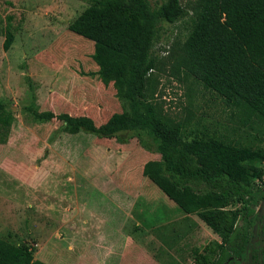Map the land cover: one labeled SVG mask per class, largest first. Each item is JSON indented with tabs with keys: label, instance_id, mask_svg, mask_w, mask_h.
Segmentation results:
<instances>
[{
	"label": "rangeland",
	"instance_id": "obj_1",
	"mask_svg": "<svg viewBox=\"0 0 264 264\" xmlns=\"http://www.w3.org/2000/svg\"><path fill=\"white\" fill-rule=\"evenodd\" d=\"M92 1L0 0V239L31 244L34 259L47 264H95L100 254L106 264H117V253H125L123 264H212L220 238L143 176L147 162L160 160L148 136L71 135L64 123H39L28 112L86 116L96 126L129 112L113 85L99 80L93 43L68 30ZM195 1L180 0L189 14ZM7 16L15 37L4 51ZM160 26L148 94L161 115L187 139L209 133L264 150L256 123L241 124L187 73L182 47L191 17ZM62 237L86 250L85 263L52 251V241Z\"/></svg>",
	"mask_w": 264,
	"mask_h": 264
},
{
	"label": "trees",
	"instance_id": "obj_2",
	"mask_svg": "<svg viewBox=\"0 0 264 264\" xmlns=\"http://www.w3.org/2000/svg\"><path fill=\"white\" fill-rule=\"evenodd\" d=\"M191 14L180 0H93L68 30L93 43L92 59L99 80L112 84L129 104L96 126L86 116L28 112L39 122L56 119L71 135L84 132L111 138L122 132L148 136L159 161H149L142 174L185 215H196L215 235L212 264H264V237L257 211L264 199V150L237 145L216 134L191 139L160 113L148 94L158 58L153 47L160 24L191 17L182 47L187 73L215 92L241 124L264 133V0H196ZM12 17H6L3 50L14 42ZM4 103L0 100V109ZM260 181L261 184L257 183ZM239 203L240 207H227ZM34 248L0 239V264H46ZM206 262V256L202 257Z\"/></svg>",
	"mask_w": 264,
	"mask_h": 264
},
{
	"label": "crops",
	"instance_id": "obj_3",
	"mask_svg": "<svg viewBox=\"0 0 264 264\" xmlns=\"http://www.w3.org/2000/svg\"><path fill=\"white\" fill-rule=\"evenodd\" d=\"M186 216H190V215H186ZM182 217L184 218L185 215ZM171 223H172V221L164 222L163 224L157 225L156 228H158V230H159L160 228L166 227L167 225H170ZM159 242H160L161 248H163V250L165 251V245L161 244L162 240H160ZM57 243L62 244L63 247H61V249H59V247L57 246ZM52 245H54V247L51 249L55 254H58V253H60V251H62L61 254H63L64 258H66L65 261H76V262L83 261L85 263L86 254H87L86 250L84 248L80 249L79 247H76L77 246L76 243L73 241H70V239L63 238V237L57 238V239H55V242H54V240L52 241ZM113 257L117 261V264H123V261L125 260L126 256H125V253L124 254L123 253H120V254L117 253ZM174 259H176V258H174ZM103 260H104V258H102L101 254H100V256H95V264H106ZM176 260L178 261V259H176ZM102 261H103V263H102ZM49 264H53V263H49Z\"/></svg>",
	"mask_w": 264,
	"mask_h": 264
},
{
	"label": "water",
	"instance_id": "obj_4",
	"mask_svg": "<svg viewBox=\"0 0 264 264\" xmlns=\"http://www.w3.org/2000/svg\"><path fill=\"white\" fill-rule=\"evenodd\" d=\"M257 211L259 212V220H258L257 224L254 226L253 240L257 235L259 226L262 229V233H263V237H264V199H263V201H262V203L259 206ZM230 260H231V258H229L224 264H228Z\"/></svg>",
	"mask_w": 264,
	"mask_h": 264
},
{
	"label": "built area",
	"instance_id": "obj_5",
	"mask_svg": "<svg viewBox=\"0 0 264 264\" xmlns=\"http://www.w3.org/2000/svg\"><path fill=\"white\" fill-rule=\"evenodd\" d=\"M263 181H264V177H263ZM257 183L261 184V182H260V181H257Z\"/></svg>",
	"mask_w": 264,
	"mask_h": 264
}]
</instances>
